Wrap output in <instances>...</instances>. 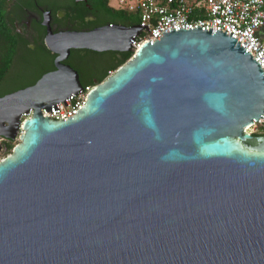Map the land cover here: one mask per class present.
<instances>
[{"label": "water", "instance_id": "95a60500", "mask_svg": "<svg viewBox=\"0 0 264 264\" xmlns=\"http://www.w3.org/2000/svg\"><path fill=\"white\" fill-rule=\"evenodd\" d=\"M262 29L257 30L261 35ZM137 24L47 29L55 69L0 96V264H264V80L228 31L143 42L66 119L70 49L131 51ZM31 114L21 123V113Z\"/></svg>", "mask_w": 264, "mask_h": 264}, {"label": "built area", "instance_id": "2783aa9c", "mask_svg": "<svg viewBox=\"0 0 264 264\" xmlns=\"http://www.w3.org/2000/svg\"><path fill=\"white\" fill-rule=\"evenodd\" d=\"M115 4L117 9L138 15L139 35L130 40L131 54L143 42L152 44L154 38H160L161 31L166 32L170 28L200 27L212 32L219 29L231 32L244 51L250 52L261 68L264 80V36L257 34V30L264 27V0H115ZM92 87L94 84L82 85L78 91L48 109L40 108V114L62 120L74 115L83 106ZM31 112L29 109L27 113H21L17 133L21 131V121ZM246 130L250 133L264 131V115L248 125ZM5 140L0 137V142ZM7 154L6 144H0V160Z\"/></svg>", "mask_w": 264, "mask_h": 264}, {"label": "flooded vegetation", "instance_id": "af4514ba", "mask_svg": "<svg viewBox=\"0 0 264 264\" xmlns=\"http://www.w3.org/2000/svg\"><path fill=\"white\" fill-rule=\"evenodd\" d=\"M5 5L8 11L6 20L16 34V50L8 74L22 75L26 81L34 79L33 83L43 73L55 69L56 54L49 51L44 43L47 29L52 33L89 30L103 25L105 20L99 0H31L28 4L22 0H6ZM114 57L117 59L118 54L75 49L69 51L61 63L76 71L82 86L103 80L112 71L111 65L116 61ZM21 60H25L27 66L19 70L17 63ZM6 140L0 144L11 143Z\"/></svg>", "mask_w": 264, "mask_h": 264}, {"label": "trees", "instance_id": "16d2710c", "mask_svg": "<svg viewBox=\"0 0 264 264\" xmlns=\"http://www.w3.org/2000/svg\"><path fill=\"white\" fill-rule=\"evenodd\" d=\"M6 0H0V96L16 90L18 88H22L29 83H33L31 81H26L25 77L22 75H9L8 71L12 64V59L15 54V32L8 24L6 20L8 16V11H6ZM24 3L28 4L31 0H22ZM99 3L102 5L101 10L103 13V17H105L104 24L106 23H118L125 26L137 24L139 19L137 13L126 12L120 9L111 6L108 0H99ZM200 12V11H197ZM75 49H70V51H74ZM112 54H118L117 59L114 57L115 62L111 65V70H113L116 66L124 62L130 55L131 51H114L107 50ZM25 60H21L17 63L19 66L17 69L25 68L27 64L24 62ZM16 65V66H17ZM38 75V74H37ZM24 79V80H23ZM254 135L264 134V131H256L253 133ZM11 144H6V150L9 152L11 148Z\"/></svg>", "mask_w": 264, "mask_h": 264}, {"label": "rangeland", "instance_id": "374dc122", "mask_svg": "<svg viewBox=\"0 0 264 264\" xmlns=\"http://www.w3.org/2000/svg\"><path fill=\"white\" fill-rule=\"evenodd\" d=\"M108 2H109V4H110L111 6H115V5H116V4H115V0H108ZM10 144H11V146L13 145L12 142H11Z\"/></svg>", "mask_w": 264, "mask_h": 264}, {"label": "crops", "instance_id": "0c3cea01", "mask_svg": "<svg viewBox=\"0 0 264 264\" xmlns=\"http://www.w3.org/2000/svg\"><path fill=\"white\" fill-rule=\"evenodd\" d=\"M260 29H262V30H263V33H262L261 35H263V36H264V27H263V28H260Z\"/></svg>", "mask_w": 264, "mask_h": 264}]
</instances>
